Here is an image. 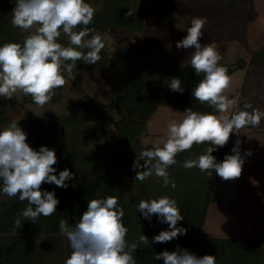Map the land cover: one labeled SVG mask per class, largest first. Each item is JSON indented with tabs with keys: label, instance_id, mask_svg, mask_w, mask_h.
<instances>
[{
	"label": "clouds",
	"instance_id": "obj_1",
	"mask_svg": "<svg viewBox=\"0 0 264 264\" xmlns=\"http://www.w3.org/2000/svg\"><path fill=\"white\" fill-rule=\"evenodd\" d=\"M95 12L94 6L85 0H15L11 25L30 34L22 43L5 42L0 46V97L12 99L22 93L30 96L37 106L44 107L57 89L75 80L77 61L92 65L100 61L105 40L95 28L89 27ZM126 16H132L131 9ZM206 23V17H193L187 34L176 42V48L193 50L191 68L203 78L192 88L191 96L214 112L201 113L188 107L181 120L170 121L162 143L156 142L151 149L137 153L132 165L135 181L144 182L154 176L162 180V187L175 189L176 183L170 179L168 169L178 163L177 155L191 151L194 145L204 144L211 147L195 159L184 160L183 168H197L209 176L215 173L224 181L238 179L242 174L245 157L240 154L239 134L249 126L259 127L264 121V110L246 102L238 111L230 112L237 104L236 99L226 94L232 78L227 67L219 63L222 56L216 46L201 43ZM62 34L68 46L58 42ZM167 85L173 92L185 91L179 77L170 78ZM233 133L237 134V139L232 154H226L218 162L213 151L226 146ZM251 155L250 149L245 150V156ZM57 163L55 149L45 145L39 150L31 147L27 133L17 121L0 129V193L28 202L21 213L23 222L31 220L36 224L40 216L50 217L56 212L60 201L54 191L42 190V184L54 183L66 189L67 181L75 179L68 168L57 175L54 167ZM138 212L149 222L156 215L161 223L168 225L167 230H161L152 238V245L170 242L187 233L186 228L177 226L184 216L174 198L162 195L142 199ZM124 214L118 198L108 196L88 201L87 210L73 226L61 219L60 234L67 238L72 249L64 264H136L133 253L141 245L147 246L150 240L143 234L129 244ZM21 226L18 216L14 230ZM154 259H162L163 264H216L215 255L198 256L179 245L174 251L165 249L155 253Z\"/></svg>",
	"mask_w": 264,
	"mask_h": 264
},
{
	"label": "trees",
	"instance_id": "obj_2",
	"mask_svg": "<svg viewBox=\"0 0 264 264\" xmlns=\"http://www.w3.org/2000/svg\"><path fill=\"white\" fill-rule=\"evenodd\" d=\"M91 1L102 2V7L89 25L101 35L109 28L138 33L143 30L145 20L151 14L167 16L178 8L177 0H142L143 5L132 11V16H126L129 11L126 0H85L87 3ZM14 7L15 0H0V46L5 42L22 43L24 37L29 35L12 27ZM58 42L68 46L63 34ZM260 53L256 50L250 55L249 66L257 63L264 65V53ZM100 55L102 58L95 65L77 61V69L115 72L124 77V90L114 101L119 114L114 122V133L107 132L100 105L87 94L76 99L64 117L55 119L43 113L39 118H26L18 122L27 133V142L31 147L39 150L45 145L55 149L58 158V163L54 165L56 174L68 168L75 174V179L67 181L69 186L66 189L54 183L42 184V190L54 191L60 203L52 216H40L36 224L31 220L23 222L21 213L28 206L27 201L21 202L18 197L9 198L0 193V264H64L72 249L67 238L60 234V220L73 226L87 210L88 201L108 196L117 197L119 206L124 209L123 224L128 228V243L137 241L143 234L150 240L147 246L141 245L133 253L136 264H163L162 259H154L155 253L165 249L174 251L177 245L198 256L215 255L216 264H264V239L200 236L208 205L222 199L216 190L218 175L213 173L209 176L197 168L185 169L182 164L186 159H195L204 154L211 145H194L191 151L177 155L178 163L168 169L170 179L176 183L175 189L162 187V180L158 181L154 176L144 182L134 180L132 165L137 153L152 148L143 146L140 139L146 134V123L158 106L182 111L191 107L193 111L201 113L214 112V109L206 104L201 105L191 96L192 88L203 75L197 76L190 64L176 66L170 56L174 52L167 49L142 56L132 45L125 44L113 52H109L105 46ZM242 62L238 60L239 69L243 68ZM137 66H143L147 71L156 69L157 78L149 80L147 73L136 70ZM223 66L227 67L229 75L234 72L231 66ZM172 77L181 80L185 88L182 94L169 89L167 81ZM60 94L61 88L56 90L51 101H57ZM23 100L35 104L30 96ZM245 103L240 101L235 111ZM88 121H93V126L86 135L82 132L81 124ZM225 150L226 146L218 148L212 155L220 162L224 159ZM162 195L177 201L184 216L177 226L186 228L187 233L170 242L152 245V238L161 230H167L168 225L161 223L156 215L149 222L138 212V203L142 199L151 200ZM18 216L22 226L14 230V220ZM38 232L45 234L41 242H37L34 236Z\"/></svg>",
	"mask_w": 264,
	"mask_h": 264
},
{
	"label": "rangeland",
	"instance_id": "obj_3",
	"mask_svg": "<svg viewBox=\"0 0 264 264\" xmlns=\"http://www.w3.org/2000/svg\"><path fill=\"white\" fill-rule=\"evenodd\" d=\"M177 3L178 8L167 16L154 13L147 17L145 27L138 33L106 29L102 34L106 49L113 52L119 46L130 44L142 56L167 49L174 52L170 56L176 66L190 64L193 50L177 49L176 42L187 34L186 29L193 17H206L201 43L215 45L222 56L219 63L234 70L226 94L236 99L237 104L230 112L236 110L240 101L250 102L264 110V65L248 64L254 51L264 53V0H177ZM90 4L96 12L102 7L101 1H91ZM142 5V0H126V6L131 11ZM239 59L243 60L242 69H239ZM137 67L138 72L147 73L149 80L158 76L156 69L147 71L143 66ZM123 78L115 72L77 69L75 80L61 88L59 99L50 101L44 107L25 102L23 99L26 96L22 93L12 99L0 97V129L13 120L19 122L26 118H39L43 113L55 119L64 117L75 100L87 94L100 105L106 130L113 134L114 122L119 118L114 101L124 90ZM183 115L182 110L174 107L158 106L146 123V134L141 137V144L153 147L156 142L162 143L166 139L168 123L181 120ZM81 125L83 134L87 135L92 130L93 121ZM236 139L237 134L230 135L225 155L232 154ZM239 139L242 141L240 154L245 157L242 174L238 179L229 181L217 176L216 190L222 199L208 205L200 233L202 237L264 239V121L259 127L242 129ZM248 149L252 151L251 156H245ZM34 236L37 242H41L45 234L38 232Z\"/></svg>",
	"mask_w": 264,
	"mask_h": 264
},
{
	"label": "crops",
	"instance_id": "obj_4",
	"mask_svg": "<svg viewBox=\"0 0 264 264\" xmlns=\"http://www.w3.org/2000/svg\"><path fill=\"white\" fill-rule=\"evenodd\" d=\"M254 16H255V14H254ZM224 238H236V237L231 236V237H224ZM239 238H240V237H239ZM243 238H245V237H243Z\"/></svg>",
	"mask_w": 264,
	"mask_h": 264
}]
</instances>
